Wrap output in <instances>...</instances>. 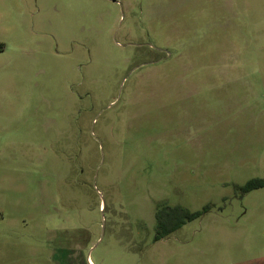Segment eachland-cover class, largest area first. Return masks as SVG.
Masks as SVG:
<instances>
[{"label": "rangeland", "instance_id": "374dc122", "mask_svg": "<svg viewBox=\"0 0 264 264\" xmlns=\"http://www.w3.org/2000/svg\"><path fill=\"white\" fill-rule=\"evenodd\" d=\"M0 264H264V0H0Z\"/></svg>", "mask_w": 264, "mask_h": 264}, {"label": "trees", "instance_id": "16d2710c", "mask_svg": "<svg viewBox=\"0 0 264 264\" xmlns=\"http://www.w3.org/2000/svg\"><path fill=\"white\" fill-rule=\"evenodd\" d=\"M257 181L250 182L245 187L247 192L257 189L258 187H262L263 184H257ZM203 212H195L192 213L186 208L177 206L173 208H165L164 210L157 213L156 218L158 222V229L156 233V241H160L180 228H182L186 223L192 222L202 216Z\"/></svg>", "mask_w": 264, "mask_h": 264}]
</instances>
